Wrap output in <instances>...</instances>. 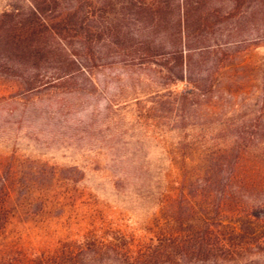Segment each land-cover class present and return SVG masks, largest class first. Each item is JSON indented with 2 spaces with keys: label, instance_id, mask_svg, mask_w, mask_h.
<instances>
[{
  "label": "rangeland",
  "instance_id": "1",
  "mask_svg": "<svg viewBox=\"0 0 264 264\" xmlns=\"http://www.w3.org/2000/svg\"><path fill=\"white\" fill-rule=\"evenodd\" d=\"M22 3L0 0V13ZM256 29L211 39L251 40L204 55L224 87L215 107L200 105L193 86L161 66L125 64L102 41L81 48L78 37L71 49L83 66L59 56L62 67H40V88L28 91L24 75L0 74V193L9 177L24 199L7 243L66 250L95 236L128 247L127 264H214L191 240L205 212L200 172L243 161L246 181H264V40ZM63 70L75 75L57 79ZM38 199L47 201L43 216L31 214ZM124 263L114 251L102 260Z\"/></svg>",
  "mask_w": 264,
  "mask_h": 264
},
{
  "label": "trees",
  "instance_id": "2",
  "mask_svg": "<svg viewBox=\"0 0 264 264\" xmlns=\"http://www.w3.org/2000/svg\"><path fill=\"white\" fill-rule=\"evenodd\" d=\"M255 28L257 39L264 40V0H23L0 13V74L24 75L28 91L40 88L42 65L55 62L62 67L69 60L68 67L83 66L79 53L71 49L78 37L81 48L92 49L93 43L102 41L125 64L161 66L174 80L193 86L200 105L215 107L218 102L212 98L221 97L224 87L216 82L218 69L204 67V55L251 40L212 44L211 39L217 31L238 38ZM64 55L67 60L62 62ZM73 75L75 71L63 70L57 79ZM204 168L197 199L205 212L196 215L200 228L191 239L198 253L213 258L214 264H263L264 181H246L243 161L229 168L218 163ZM1 189L0 264H102L107 251H114L124 264L132 259L128 247L103 237L83 236L86 242L73 241L66 250L28 251L16 241L7 243L24 199L15 197L9 177H4ZM37 202L40 211L31 214L43 216L47 201ZM210 219L213 223H208Z\"/></svg>",
  "mask_w": 264,
  "mask_h": 264
}]
</instances>
